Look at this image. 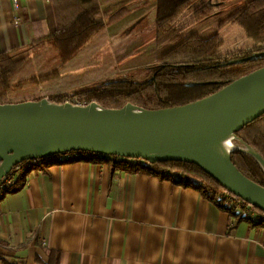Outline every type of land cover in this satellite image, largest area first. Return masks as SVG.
<instances>
[{
    "label": "crops",
    "instance_id": "crops-1",
    "mask_svg": "<svg viewBox=\"0 0 264 264\" xmlns=\"http://www.w3.org/2000/svg\"><path fill=\"white\" fill-rule=\"evenodd\" d=\"M127 2L99 0L101 11L131 9L106 27L118 70L150 66L159 57L118 62L149 43L157 47L158 0ZM196 8L176 22L183 36L189 35L183 34L188 10H194L191 23L207 19L196 20ZM146 16L148 24L141 20ZM221 17L213 21L217 28ZM55 25L53 0H0V52L25 47ZM230 27L220 30L223 44ZM222 46L218 56L229 57L257 43L234 48L230 41L221 53ZM42 166L28 173L20 190L0 199V264H264V224L220 207L194 186L106 161Z\"/></svg>",
    "mask_w": 264,
    "mask_h": 264
},
{
    "label": "trees",
    "instance_id": "trees-1",
    "mask_svg": "<svg viewBox=\"0 0 264 264\" xmlns=\"http://www.w3.org/2000/svg\"><path fill=\"white\" fill-rule=\"evenodd\" d=\"M200 1L158 0L156 45L164 49L158 61L150 66L118 70L108 46L106 27L126 16L131 9L122 6L114 11H101L99 0H53L56 23L53 31L25 47L0 52V104L43 98L65 103L76 98L88 104L97 102L104 108H122L132 103L146 109H160L207 97L263 67L264 55L245 59L254 54L248 51L219 57L218 50L223 44L220 30L228 24L244 26L251 39L264 45V0H247L228 12L220 18L217 30L208 37L198 33L183 36L176 22ZM215 8L209 3L199 5L195 10L196 20L213 15ZM101 13L103 18L99 17ZM258 52H264V46ZM236 134L264 158V114ZM74 153L78 156L63 158L64 154H58L26 169L23 166L27 161L16 165L6 176L13 182L4 187L3 194L20 190L28 173L37 166L106 161L121 170L145 172L184 186H194L220 207L235 213L234 207H226L223 199H217L224 193L234 194L196 164L180 161L150 164L142 159L98 156L83 151L66 154ZM231 158L244 175L264 186V170L254 157L234 151ZM236 198L244 205H250ZM251 208L263 219L247 220L264 224V211L252 205Z\"/></svg>",
    "mask_w": 264,
    "mask_h": 264
},
{
    "label": "water",
    "instance_id": "water-1",
    "mask_svg": "<svg viewBox=\"0 0 264 264\" xmlns=\"http://www.w3.org/2000/svg\"><path fill=\"white\" fill-rule=\"evenodd\" d=\"M263 114L264 66L207 97L167 108L132 103L104 108L97 102L79 106L47 98L0 104V181L20 163L71 151L150 164L180 161L198 165L229 192L264 211V186L244 175L231 158L234 151L245 152L264 170L263 156L236 134ZM230 137L244 147L226 151L223 141Z\"/></svg>",
    "mask_w": 264,
    "mask_h": 264
},
{
    "label": "rangeland",
    "instance_id": "rangeland-1",
    "mask_svg": "<svg viewBox=\"0 0 264 264\" xmlns=\"http://www.w3.org/2000/svg\"><path fill=\"white\" fill-rule=\"evenodd\" d=\"M129 1L130 0H128V2ZM211 1L213 2V4H216V3L220 4V6L218 8H215L216 13L214 15L210 16L209 18H207L206 20L198 22L197 24L194 23V21L192 23L190 22L191 21L190 17H191V15H194V10H188L189 13L184 16L183 21H187L189 26H187V28L184 29V31H183L184 35L190 34L191 32H194V31L195 32L197 31L203 36H205V35L209 36L210 34L214 33L217 30V26L213 25V21H215L218 17L224 16L228 12L236 9L237 7L242 5L247 0H201L200 2L195 3L190 8H192V9L194 7L196 8L197 6L201 5L202 3L211 4ZM128 2L125 4H129ZM152 19H153V15H152ZM141 20L142 21L145 20V22L147 24L150 22L148 16H146V18H143ZM137 23H138V21H136V23H133V25L131 26V30L138 27ZM228 25H231V27L228 28V30H226L224 32L225 42H224L222 48L220 49L221 53L223 51H225L226 48L230 45V41H231V44H233L234 48H236L238 46H242L244 43L247 44L248 41H249V44L253 43L254 40L249 37V34H248V32L244 26H242L240 24H228ZM231 28H234V29L236 28L237 31H235L233 29L230 32H228ZM249 39H251V41ZM233 46H232V48H233ZM263 46L260 44H257V47L254 48L253 50H250V52H254V53L258 52L260 50V48ZM163 50H164L163 48L158 49L155 46V44L152 42V43L147 44L145 49L143 47V49L133 52V55L130 59H126V61H125V59H119L118 62H120L121 64H123V63L126 64L128 62H134V61H142V60L147 61L148 59L152 60L154 58V57H152V55L158 56L163 52ZM119 67L122 68L124 66H119ZM233 141H234L235 145L240 146V147H244V145L241 144V142H239L237 140H233ZM227 204H228V201H227ZM234 210H236V209H234Z\"/></svg>",
    "mask_w": 264,
    "mask_h": 264
},
{
    "label": "built area",
    "instance_id": "built-area-1",
    "mask_svg": "<svg viewBox=\"0 0 264 264\" xmlns=\"http://www.w3.org/2000/svg\"><path fill=\"white\" fill-rule=\"evenodd\" d=\"M65 103H72L74 105H79V106H86L88 105V103H86L85 101H79L78 99L74 98V99H70L68 101H66ZM77 157L78 154L74 153V154H64L63 157L64 158H68V157ZM37 161L39 160H34V161H27L25 163V165L23 166L24 169L29 168L34 166ZM13 179H8L6 177H4L1 181H0V197L3 194V190L4 187L12 184ZM217 199H223V203L225 204L226 207H234V209H236L235 211H237L238 215L240 217H243L245 219H263L262 217H260V215L258 213H256L252 208L251 205H244L240 200H238L236 198V196L234 195H230L228 193H224L221 195L217 196ZM228 201V204H227Z\"/></svg>",
    "mask_w": 264,
    "mask_h": 264
},
{
    "label": "bare ground",
    "instance_id": "bare-ground-1",
    "mask_svg": "<svg viewBox=\"0 0 264 264\" xmlns=\"http://www.w3.org/2000/svg\"><path fill=\"white\" fill-rule=\"evenodd\" d=\"M236 145L233 141V138H227L226 140L223 141V148L226 150V151H232L233 149H235Z\"/></svg>",
    "mask_w": 264,
    "mask_h": 264
}]
</instances>
